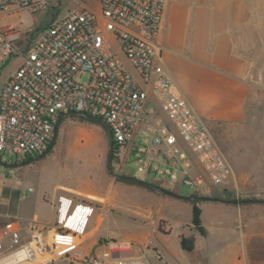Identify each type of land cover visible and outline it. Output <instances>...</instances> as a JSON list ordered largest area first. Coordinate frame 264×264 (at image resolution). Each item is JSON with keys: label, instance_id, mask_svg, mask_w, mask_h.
<instances>
[{"label": "built area", "instance_id": "2783aa9c", "mask_svg": "<svg viewBox=\"0 0 264 264\" xmlns=\"http://www.w3.org/2000/svg\"><path fill=\"white\" fill-rule=\"evenodd\" d=\"M57 1L0 0V76L5 65L19 59L0 82V158L7 154L18 163L37 156L59 116L75 112L104 121L122 170L132 155L140 171L161 174L195 194L229 184L232 168L207 122L163 64L156 38L167 0H99L98 9L82 3L33 38L23 20L5 22ZM84 75L87 81L81 80ZM9 164L7 171L0 168V176L16 175L18 167ZM67 200L60 198L59 222L83 233L88 205ZM128 245L110 241L86 263L145 264L120 257ZM47 248L42 228L32 226L27 237L17 224H0V264H20Z\"/></svg>", "mask_w": 264, "mask_h": 264}, {"label": "crops", "instance_id": "0c3cea01", "mask_svg": "<svg viewBox=\"0 0 264 264\" xmlns=\"http://www.w3.org/2000/svg\"><path fill=\"white\" fill-rule=\"evenodd\" d=\"M74 1L80 9L82 3L89 6ZM256 4L263 50L264 0H167L156 38L163 64L188 103L221 130L232 189L246 198H196L202 233L193 223L190 199L122 179L121 173L110 171L109 155L107 164L103 161L105 175L76 182L32 176V162L18 167L14 176H0V223L19 225L27 237L36 225L48 241L42 255L20 264H87L113 240L129 244L120 257L145 264H264V113L259 123L250 121V65L239 52L242 31L256 15ZM129 190L144 194L146 200L126 203L121 192ZM61 197L72 200V206L88 205L90 218L83 233L59 222ZM166 199L176 206L165 209ZM183 237L192 240V250L184 249Z\"/></svg>", "mask_w": 264, "mask_h": 264}, {"label": "rangeland", "instance_id": "374dc122", "mask_svg": "<svg viewBox=\"0 0 264 264\" xmlns=\"http://www.w3.org/2000/svg\"><path fill=\"white\" fill-rule=\"evenodd\" d=\"M84 1L94 9L99 8V0ZM79 7L74 0H65L61 4L55 2L36 14L23 12L20 16L7 18L5 22L15 23L23 20V27L27 36L33 38L49 27L56 19L63 18L70 11L80 9ZM257 11L258 7L256 4V15L252 18L251 24L243 29V35H241L243 41L239 44V52L250 65L246 79L250 84L252 92L250 121L253 123H259L264 113L262 110L264 108L260 107L264 104V49L262 50L259 44ZM18 61V58L12 59L3 67L0 76L1 83L7 80L9 75L14 71ZM81 80L87 81L88 76H82ZM78 114L73 113L63 116L54 147L46 156L33 162L31 165L32 176L41 177L46 175L54 183L60 178L64 180L72 179L76 182L81 177H99V175L106 174L105 168L103 169V161L104 164H107L108 155L110 154L111 135L109 129L103 120H91L87 116L88 119H86ZM207 124L220 149H224L225 145L222 144L221 130H217V125ZM1 157L5 161L17 163L16 158L7 154H3ZM110 161L111 172L136 176L148 182H156V185L161 188L158 191L164 192L163 190L173 189L181 195L193 193L190 187L172 182L168 177L161 174L140 171L132 155L127 158L123 170L120 164H118V160L114 157ZM0 168L3 171H7L5 165H0ZM143 195L140 192L134 193V190L121 192L122 200L131 205L146 200ZM197 195L230 201L246 198L241 193H237L232 189V181L227 185L213 186L208 194ZM148 200L151 201L150 197ZM153 203L155 206H159L158 204H160L157 199H154ZM175 206V202L171 203L167 199L164 201L163 207L165 209Z\"/></svg>", "mask_w": 264, "mask_h": 264}, {"label": "water", "instance_id": "95a60500", "mask_svg": "<svg viewBox=\"0 0 264 264\" xmlns=\"http://www.w3.org/2000/svg\"><path fill=\"white\" fill-rule=\"evenodd\" d=\"M80 114H83V113H80ZM63 116H64V114H61L59 116V119H58V121H57V123L55 125V128H54V132H53L52 138L49 141L47 147L40 154H38L37 156H34L32 158H28V159H26V160H24L22 162L12 163V164L6 163L5 161H3L0 158V164L1 165L9 164V165L14 166V167H20V166L32 163V162H34L36 160H39V159L43 158L44 156H46L52 150V148L55 145L57 134H58V129H59L60 123H61V121L63 119ZM85 116H87L91 120H97V119L101 120V118L99 116H93V115H89V114H85ZM109 157H110V154H109ZM120 177L122 179H124V180L130 181V182H133V183H137V184H140V185H144V186H147V187H150V188H153V189H157V190L161 189L155 183L145 181V180H143L141 178H138L136 176H130V175H126V174H121ZM163 191L165 193L169 194V195L177 196V197L183 198V199H193V198H197L198 199V198H201V199L218 200V198H208L207 196L197 195L195 193H192V194H189V195H181V194H179V193H177V192H175L173 190H163Z\"/></svg>", "mask_w": 264, "mask_h": 264}, {"label": "trees", "instance_id": "16d2710c", "mask_svg": "<svg viewBox=\"0 0 264 264\" xmlns=\"http://www.w3.org/2000/svg\"><path fill=\"white\" fill-rule=\"evenodd\" d=\"M74 114H78V113H75L73 112ZM73 113H69V114H73ZM86 119H88L85 115L83 114H78ZM111 135V134H110ZM114 148H115V144H114V140L111 136V148H110V159H112L114 157ZM111 162V161H110ZM109 162V168L111 167V163ZM111 171V169H110ZM193 203V223L194 225H196L199 230L202 232V233H205V230L203 229V227L201 226V208L200 206L197 204L198 203V200L196 198H193V199H190ZM1 224V223H0ZM182 245L184 247V249L186 250H192L193 249V242L191 239H188V238H185L183 237L182 238Z\"/></svg>", "mask_w": 264, "mask_h": 264}]
</instances>
